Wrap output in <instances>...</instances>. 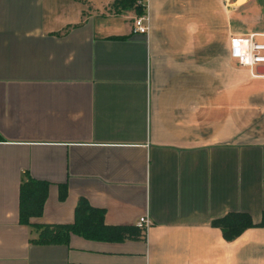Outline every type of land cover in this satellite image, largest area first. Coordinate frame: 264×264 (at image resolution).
Listing matches in <instances>:
<instances>
[{"label":"crops","instance_id":"1","mask_svg":"<svg viewBox=\"0 0 264 264\" xmlns=\"http://www.w3.org/2000/svg\"><path fill=\"white\" fill-rule=\"evenodd\" d=\"M112 1L0 0V264H264V227L226 240L212 223L264 211V73L229 52L264 43V0H141L147 34ZM27 175L50 183L34 221L72 222L83 197L150 225L33 244Z\"/></svg>","mask_w":264,"mask_h":264},{"label":"trees","instance_id":"2","mask_svg":"<svg viewBox=\"0 0 264 264\" xmlns=\"http://www.w3.org/2000/svg\"><path fill=\"white\" fill-rule=\"evenodd\" d=\"M111 8L115 12L132 11L135 16H141L145 8L141 0H113ZM50 183L35 179L29 175L19 187L18 220L21 224L33 228L37 235L30 242L38 245H67L71 235L96 241L118 242L125 238L143 237L144 233L132 225H112L105 222V210L93 207L85 198H80L74 208L73 221L69 223H41L34 221L43 213ZM59 199L67 196L66 184H59ZM214 226L221 229L226 240H233L246 228L264 227V211L259 223L255 224L247 213L229 212L215 219Z\"/></svg>","mask_w":264,"mask_h":264},{"label":"built area","instance_id":"3","mask_svg":"<svg viewBox=\"0 0 264 264\" xmlns=\"http://www.w3.org/2000/svg\"><path fill=\"white\" fill-rule=\"evenodd\" d=\"M149 30V17L146 14L137 16L134 19L133 33L147 34ZM229 52L232 58L236 59L241 66L248 67L255 71L258 66H264V43L254 42L252 36H230ZM150 225L147 216H142L136 223L137 228L144 233Z\"/></svg>","mask_w":264,"mask_h":264},{"label":"water","instance_id":"4","mask_svg":"<svg viewBox=\"0 0 264 264\" xmlns=\"http://www.w3.org/2000/svg\"><path fill=\"white\" fill-rule=\"evenodd\" d=\"M257 72L258 73H264V66L257 67Z\"/></svg>","mask_w":264,"mask_h":264}]
</instances>
